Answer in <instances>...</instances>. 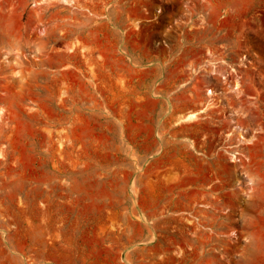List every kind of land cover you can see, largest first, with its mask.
<instances>
[{
  "label": "rangeland",
  "instance_id": "obj_1",
  "mask_svg": "<svg viewBox=\"0 0 264 264\" xmlns=\"http://www.w3.org/2000/svg\"><path fill=\"white\" fill-rule=\"evenodd\" d=\"M66 1L0 0V264H264V0ZM191 154L220 206L161 209Z\"/></svg>",
  "mask_w": 264,
  "mask_h": 264
},
{
  "label": "crops",
  "instance_id": "obj_2",
  "mask_svg": "<svg viewBox=\"0 0 264 264\" xmlns=\"http://www.w3.org/2000/svg\"><path fill=\"white\" fill-rule=\"evenodd\" d=\"M196 121V120H195ZM192 122H181V125H184L185 127H189V126H194L195 123ZM179 123L177 122V125ZM153 125H162L161 123H153ZM173 125V124H172ZM173 126H176V124H174ZM172 132H177L178 129L177 128H172L171 130ZM186 131H188V128H186ZM157 130L153 129V133L155 136L156 135ZM190 132L195 133V129H190ZM201 146L200 143H197L196 149L198 150L199 147ZM207 147V146H206ZM208 148V147H207ZM205 149V147H204ZM206 150V149H205ZM209 151V148L208 150ZM190 160L188 166H190L191 171L193 173V177L191 179L188 180H183L181 181L179 184L176 186V191L174 193H171L170 191V195L168 197H166V201L160 204V208L161 209H166L168 208V210L171 213H178L180 212V210L187 208V210L191 211V213L193 214H199V213H211V211L206 210L204 207H207L209 205H213L214 207H218L220 206V203H217L216 200H211V199H207L206 201L209 202L208 205L204 206V205H198L196 202L199 200V198L206 192L205 191V183H204V179H203V174L206 172V169L212 168L214 172L216 171V169L218 168L217 164H214L213 162L215 160H212V165L208 164V167H206L205 165H203V162L200 161L199 157L195 156L194 154H191L189 156ZM163 164V160L160 159V157L155 156V158L153 159V165L154 166H161ZM170 166L172 165V163L169 164ZM169 165H164V168L168 167ZM192 182V190H191V194H185L184 191H182V188L185 186V184H187L188 182ZM168 188L166 187L165 190H167ZM164 191V190H163ZM164 192H162L161 194H163ZM165 195V194H164ZM191 198L192 203H189L188 201H186V203H184V199L187 200L188 198ZM189 200V199H188ZM176 203V204H175ZM149 202L148 201H140L139 206H145L148 205ZM146 212V208L143 209ZM126 219L125 221L128 222L127 216H125ZM109 216H107V218L105 219V223L101 224V225H95V226H91L90 228L94 230V232L96 233H106V235L109 233L107 231V225L106 223L109 222ZM214 219V227L215 230L217 232L220 231H225V223L223 219H218L216 217L213 218ZM176 220V219H175ZM134 227H139L138 230H125L122 233V237H132V238H137V237H148L151 236L150 231L147 227H145V225H142L138 222L134 223ZM103 230V231H102ZM129 233V235L126 236V234ZM99 250L96 252H90V251H83V249L81 248H75V252L74 254H77V256L79 257L80 262L84 263L82 260L87 259L85 257H82V253L83 254H97L95 255L93 258H89L88 263H84V264H92L97 263V264H129L127 262V254L129 253V251L124 250L122 251V255H121V259L120 261L115 259L114 253L111 252L108 248L105 247H100L98 248ZM148 250H157V251H153V253H160L161 251H159L160 249L156 246H149ZM149 251H144V253L149 252ZM134 253H140L139 251H135ZM133 254V253H132ZM71 260H70V264H77V260L78 258H75L73 256V254L70 255ZM118 258V257H116ZM63 259L61 257L55 258V263L56 264H61L63 261ZM135 263V262H134ZM133 263V264H134ZM79 264V262H78ZM135 264H141V263H135ZM142 264H177L176 261H170V262H146V263H142ZM186 264H206V263H186Z\"/></svg>",
  "mask_w": 264,
  "mask_h": 264
},
{
  "label": "bare ground",
  "instance_id": "obj_3",
  "mask_svg": "<svg viewBox=\"0 0 264 264\" xmlns=\"http://www.w3.org/2000/svg\"><path fill=\"white\" fill-rule=\"evenodd\" d=\"M65 2H67L66 0H65ZM68 3V2H67ZM6 58V57H5ZM240 85V84H239ZM237 83H234V86H233V89H232V91H238V89L240 88V86H239ZM209 92V94H212V91H208ZM210 106V104H205V106L204 107H202V109L201 110H199V111H195V112H192V113H189V114H187L186 116H184L183 118H181V119H179L177 122L178 123H180V122H192V121H195L196 119H198L199 117H198V115H200L202 112H205V110L207 111V110H209V107ZM208 108V109H207ZM181 125V124H180ZM241 134H239V136H240ZM238 136V137H239ZM229 137V136H228ZM244 138V136H240V138H238L239 140L238 141H240V139L241 140H245V139H243ZM251 141V140H250ZM241 142V141H240ZM240 145H243V144H241L240 143ZM239 145V146H240ZM247 145V144H246ZM250 145V144H249ZM245 146V145H244ZM233 147H235V146H232L231 148H233ZM236 147H237V145H236ZM230 148V149H231ZM238 148V147H237ZM239 149V148H238ZM241 149V148H240ZM231 153V152H230ZM232 156V155H231ZM243 156H245L244 155V153L240 150V151H235V153L233 154V159H234V162L233 163H235V162H238L239 163V167L238 168H240V169H244V170H246V165H245V161H243V158H246V157H243ZM243 157V158H242ZM249 159V158H248ZM232 160V159H231ZM248 161L249 160H247V162L246 163H248ZM248 165L249 164H247V168H248ZM250 168V167H249ZM243 170V171H244ZM239 171H241V170H239ZM249 171V170H248ZM219 172V171H218ZM245 172V171H244ZM241 173V172H240ZM251 179V178H250ZM180 180V179H179ZM251 183H253L252 181H251ZM176 204V203H175Z\"/></svg>",
  "mask_w": 264,
  "mask_h": 264
}]
</instances>
